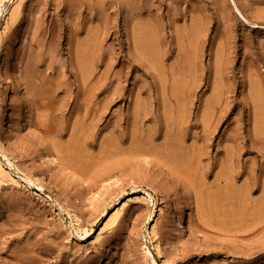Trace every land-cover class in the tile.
I'll list each match as a JSON object with an SVG mask.
<instances>
[{
    "label": "rangeland",
    "instance_id": "obj_1",
    "mask_svg": "<svg viewBox=\"0 0 264 264\" xmlns=\"http://www.w3.org/2000/svg\"><path fill=\"white\" fill-rule=\"evenodd\" d=\"M19 10L0 37V264H264V0Z\"/></svg>",
    "mask_w": 264,
    "mask_h": 264
},
{
    "label": "bare ground",
    "instance_id": "obj_2",
    "mask_svg": "<svg viewBox=\"0 0 264 264\" xmlns=\"http://www.w3.org/2000/svg\"><path fill=\"white\" fill-rule=\"evenodd\" d=\"M224 2V1H223ZM222 2V3H223ZM20 3H21V0H13L12 1V3H11V5L9 6V7H7L5 10H6V15L4 16V19H3V21H2V24H1V30H0V37H1V34H2V32L7 28V26L9 25V24H11L13 21H14V19L15 18H17L16 16H17V13L20 11L19 10V8H20ZM100 3V2H99ZM223 6H224V4H222ZM221 5V6H222ZM226 7V6H225ZM227 8V7H226ZM225 8V9H226ZM67 9H69V8H67ZM224 9V10H225ZM66 10V9H65ZM81 10V9H80ZM96 10V9H95ZM237 10H238V8H237ZM75 11V10H74ZM149 11V10H148ZM229 11V10H228ZM225 12V11H224ZM68 13H70V12H68ZM226 14H227V12H225ZM71 14V13H70ZM79 14V13H78ZM81 14V13H80ZM79 14V15H80ZM91 14V13H90ZM100 14V13H99ZM103 14H104V12H103ZM195 14V13H194ZM152 15V14H151ZM197 15V14H196ZM194 16V15H193ZM200 16H201V13H200ZM79 17V16H78ZM81 17V16H80ZM90 17V16H89ZM105 17V16H104ZM203 17V16H202ZM73 18V17H72ZM59 19V18H58ZM106 19V18H105ZM104 19V20H105ZM151 19V18H150ZM192 19V18H191ZM195 19V18H194ZM51 20V19H50ZM206 20V19H205ZM101 21V20H100ZM103 21V20H102ZM71 22H72V20H71ZM82 22V21H81ZM160 22V21H159ZM204 22H206V21H204ZM62 23V22H61ZM89 23V22H88ZM149 23V22H148ZM194 23V22H193ZM202 23V22H201ZM146 24V23H145ZM61 25V24H60ZM78 25V24H77ZM159 25V24H158ZM188 25V24H187ZM191 25H193L192 23H191ZM62 26V25H61ZM73 26H75V25H73ZM107 26V25H106ZM147 26V25H146ZM156 26V25H155ZM162 26V25H161ZM202 26V25H201ZM60 27V26H59ZM138 27V26H137ZM160 27V26H159ZM187 27V26H186ZM192 27V26H191ZM57 28V27H56ZM55 28V29H56ZM149 28V27H148ZM162 28V27H161ZM193 28V27H192ZM63 29V28H62ZM72 30H74L73 28H71ZM82 29V28H81ZM85 29V28H84ZM90 29V28H89ZM107 29V28H106ZM140 29V28H139ZM142 29V28H141ZM195 29V28H194ZM198 29H199V25H198ZM204 29V28H203ZM94 30V29H93ZM108 30V29H107ZM158 30V29H157ZM185 30H187V29H185ZM68 31V30H67ZM84 31V30H83ZM88 31V30H87ZM91 31V30H90ZM100 31V30H99ZM102 31H103V29H102ZM190 31V30H189ZM194 31V30H193ZM82 32V31H81ZM153 32V31H152ZM159 32V31H158ZM195 32V31H194ZM193 32V33H194ZM200 32V31H199ZM204 32V31H203ZM58 33V32H57ZM84 33V32H83ZM98 33V32H97ZM107 33V32H106ZM154 33H155V31H154ZM162 33V32H161ZM193 33H191V34H193ZM88 34V33H87ZM140 34V33H139ZM189 34H190V32H189ZM68 35H72V34H68ZM104 35V34H103ZM107 35V34H106ZM134 35V34H133ZM161 35V34H160ZM202 34H200V36H201ZM62 36V35H61ZM67 36V35H66ZM135 36H136V34H135ZM142 36V35H141ZM154 36V35H153ZM163 36V35H162ZM184 37H185V35H183ZM189 36V35H188ZM204 36V35H203ZM63 37V36H62ZM82 37V36H81ZM137 37V36H136ZM159 37V36H158ZM184 37H183V39H184ZM187 37V36H186ZM190 37V36H189ZM73 38V37H72ZM79 38V37H78ZM97 38H98V35H97ZM105 38V37H104ZM139 38V37H138ZM145 38V37H144ZM157 38V36L155 37V39ZM163 38V37H162ZM193 38V37H192ZM68 39H69V37H68ZM75 39V38H74ZM154 39V38H153ZM179 39V38H178ZM183 39H182V41H183ZM60 40V39H59ZM91 40H93V39H91ZM150 40V39H149ZM196 40H198V39H196ZM200 40V39H199ZM62 42H63V39L61 40ZM60 41V42H61ZM73 41V40H72ZM76 41V40H75ZM105 41V40H104ZM190 41V40H189ZM188 41V42H189ZM194 41V40H193ZM193 41H191V42H193ZM202 41V40H201ZM74 42V41H73ZM94 42V41H93ZM103 42V41H102ZM162 42H164V41H162ZM198 42V41H197ZM56 43V42H55ZM58 43V42H57ZM83 43V42H82ZM98 43V42H97ZM158 43V42H157ZM203 43V42H202ZM63 44V43H62ZM104 44V43H103ZM164 44V43H163ZM194 44V43H193ZM197 44V43H196ZM200 44V43H199ZM59 45V44H58ZM67 45V44H66ZM99 45V44H98ZM142 45V44H141ZM145 45V44H144ZM153 45V44H152ZM184 45V44H183ZM57 46V45H56ZM84 46V45H83ZM96 46V45H95ZM187 46V45H186ZM61 47V46H60ZM64 47V46H63ZM71 47H72V45H71ZM98 47V46H97ZM100 47V46H99ZM164 47H165V45H164ZM192 47V46H191ZM197 47V46H196ZM58 48V47H57ZM102 48V47H101ZM149 48V47H148ZM189 48V47H188ZM64 49V48H63ZM66 49V48H65ZM150 49H152V48H150ZM185 49H186V47H185ZM191 49V48H190ZM198 49H199V47H198ZM67 50V49H66ZM148 50V49H147ZM154 51H155V49H153ZM164 50H166V47H165V49ZM194 50V49H193ZM60 51H62L61 49H60ZM69 51V50H68ZM190 51V50H189ZM70 52V51H69ZM77 52V51H76ZM142 52V51H141ZM150 52V51H149ZM75 53V52H74ZM88 52L86 51L84 54L86 55ZM101 53V52H100ZM185 53V52H184ZM195 53V52H194ZM97 54V53H96ZM154 54V53H153ZM162 54V53H161ZM160 54V55H161ZM182 54H183V52H182ZM189 54V53H188ZM95 55V54H94ZM159 55V54H158ZM181 55V54H180ZM185 55V54H184ZM187 55V54H186ZM194 55V54H193ZM193 55H191L190 57H191V59H192V56ZM97 56V55H96ZM188 56V55H187ZM152 57H155V56H153L152 55ZM181 57V56H180ZM185 57V56H184ZM194 58H195V56H193ZM71 58V57H70ZM77 58V57H76ZM102 58V57H101ZM159 58V57H158ZM186 59H187V57H185ZM185 58H182V59H185ZM181 59V60H182ZM185 59V60H186ZM190 59V58H189ZM102 60V59H101ZM105 60V59H104ZM162 60V59H161ZM160 60V61H161ZM98 61H99V59H98ZM193 61V60H192ZM195 61V60H194ZM97 62V61H96ZM182 61H180V63H181ZM184 62V61H183ZM105 63V62H104ZM108 63V62H107ZM179 63V64H180ZM185 63V62H184ZM187 63V62H186ZM109 64V63H108ZM156 64V63H155ZM154 65V64H153ZM181 65V64H180ZM184 65H186V64H184ZM188 65V64H187ZM92 66V65H91ZM105 67V66H104ZM103 67V68H104ZM182 67V66H181ZM84 68V67H83ZM88 68H89V65H88ZM103 68H102V70H103ZM188 69V68H187ZM96 70V69H95ZM98 70V69H97ZM107 70V69H106ZM163 70V69H162ZM88 71V70H87ZM93 71V70H92ZM103 71H105V69L103 70ZM182 71H183V69H182ZM86 72V71H85ZM84 72V73H85ZM77 73V72H76ZM88 73V72H87ZM100 75V74H99ZM79 76V75H78ZM88 76H90V75H88ZM185 76V75H184ZM38 77H40V76H38ZM42 77V76H41ZM80 77V76H79ZM100 77V76H99ZM184 78V77H183ZM37 79V78H36ZM39 79V78H38ZM37 79V80H38ZM82 79V78H81ZM36 81V80H35ZM182 81V80H181ZM184 82V81H183ZM50 83V82H49ZM181 83V82H180ZM180 85V84H179ZM86 128V127H85ZM88 129V128H87ZM86 129V130H87ZM170 129H171V127H170ZM80 130V129H79ZM81 131V130H80ZM84 131V130H83ZM89 131H90V128H89ZM171 131V130H170ZM175 131H177V129L175 130ZM87 132H88V130H87ZM178 132V131H177ZM174 133V132H173ZM83 134V133H82ZM168 134V133H167ZM166 134V135H167ZM75 135H77L78 136V134H75ZM80 135H81V133H80ZM81 137V136H80ZM84 138L86 137V135L85 136H83ZM176 137V136H175ZM87 139V138H86ZM165 139V138H164ZM167 139V138H166ZM170 139V138H169ZM171 139H172V137H171ZM176 139V138H175ZM82 140V139H81ZM173 140V139H172ZM85 141V140H84ZM168 142V141H167ZM82 143V142H81ZM165 144V146H166V143H164ZM179 144V143H178ZM70 145H71V143H70ZM72 146V145H71ZM80 146V145H79ZM183 146V145H182ZM87 147V146H86ZM171 147V146H170ZM180 147V146H179ZM85 149V148H84ZM167 149V148H166ZM185 149V148H184ZM67 150V149H66ZM69 151H70V149H69ZM179 151V150H178ZM183 151V150H182ZM71 152V151H70ZM81 152V151H80ZM228 152V151H227ZM232 153V152H231ZM66 154H69V153H66ZM65 154V155H66ZM75 154V153H74ZM79 154V153H78ZM180 154V153H179ZM176 155V154H175ZM181 155V154H180ZM197 155V154H196ZM173 156V155H172ZM80 157V156H79ZM175 157V156H174ZM233 157V156H232ZM77 158V157H76ZM83 158V157H82ZM183 158V157H182ZM187 159V158H186ZM189 159H191V157L189 158ZM187 161V160H186ZM184 162H185V159H184ZM193 162V161H192ZM77 163V162H76ZM186 163V162H185ZM228 163V162H227ZM189 165V164H188ZM249 165V164H248ZM261 165V164H260ZM78 167V166H77ZM223 167V166H222ZM83 168V167H82ZM222 169H224V168H222ZM248 170V169H247ZM253 170V169H252ZM224 171V170H223ZM226 171V170H225ZM224 173H226V172H224ZM223 173V174H224ZM235 173V172H234ZM251 173V172H250ZM0 174H3V171H2V169H1V165H0ZM42 174V176H44V173H41ZM227 175V174H226ZM225 175V176H226ZM232 175H233V173H232ZM252 175V174H251ZM2 176V175H1ZM222 176V175H221ZM220 176V177H221ZM223 177V176H222ZM228 177V176H227ZM248 177V176H247ZM251 177V176H250ZM230 178V177H229ZM220 179V178H219ZM233 179V178H232ZM231 179V180H232ZM49 181H51V179H49ZM219 181V180H218ZM232 182V181H231ZM230 184V183H229ZM241 184V183H240ZM249 184V183H248ZM253 184V183H252ZM250 186V185H249ZM230 188V187H229ZM243 188V187H242ZM247 188V187H246ZM235 190H237V189H235ZM238 190H240V189H238ZM237 190V191H238ZM225 191V190H224ZM231 191V190H230ZM242 191V190H241ZM221 193V192H220ZM224 193V192H223ZM234 193V192H233ZM224 195V194H223ZM233 195V194H232ZM227 196V195H226ZM225 196V197H226ZM231 196V195H230ZM228 197V196H227ZM244 197V196H243ZM250 197H252V195L250 196ZM250 197H248V198H250ZM260 197V196H259ZM137 198H140V196L139 195H134V196H130V195H128L127 197H124L122 200H120L116 205H114L112 208H111V210L106 214V216H105V218H104V220L102 221V223H101V225H100V229L101 230H104V229H107V228H110L112 225H114L115 223H116V221L118 220V218L120 217V215L124 212V210H125V207H126V205L131 201V200H136ZM246 198V197H245ZM252 198H254V196L252 197ZM264 198V197H263ZM210 199V198H209ZM251 199V198H250ZM208 200V199H207ZM229 200V199H228ZM260 200V199H259ZM209 201V200H208ZM221 201V200H220ZM246 201H247V199H246ZM263 201V200H262ZM251 202V201H250ZM253 202V201H252ZM245 203V202H244ZM248 203V202H247ZM256 203V202H255ZM258 203V202H257ZM233 204V203H232ZM245 205H247L246 203H245ZM253 206V205H252ZM260 206V205H259ZM216 207V206H215ZM262 207V206H261ZM264 207V206H263ZM218 208V207H217ZM249 208V207H248ZM254 208H255V206H254ZM257 208V207H256ZM215 209V208H214ZM235 209V208H234ZM236 209H237V207H236ZM242 209V208H241ZM244 209H245V207H244ZM238 210H240V209H238ZM247 210V209H246ZM249 210V209H248ZM259 210V209H258ZM262 210H264V209H262ZM215 212V211H214ZM217 212V211H216ZM250 212H251V210H250ZM249 212V213H250ZM255 212V211H254ZM261 212V211H260ZM240 213V212H239ZM247 213V212H246ZM251 213H253V211L251 212ZM256 213H259V212H255V214ZM224 214V213H223ZM222 214V215H223ZM242 214V213H241ZM181 213H180V215L178 216L179 218L181 217ZM215 215V214H214ZM217 215H218V213H217ZM243 215V214H242ZM257 215V214H256ZM260 215V214H259ZM258 215V216H259ZM261 215H263V214H261ZM152 218H153V220L154 221H157V215L156 214H151L150 215ZM209 216V215H208ZM246 216V215H245ZM249 216H251V214L249 215ZM253 217V216H252ZM256 217V216H255ZM258 218V217H257ZM242 220V219H241ZM244 220V219H243ZM247 220V219H246ZM257 220H259V219H257ZM252 221V220H251ZM261 221V220H260ZM254 222V221H253ZM252 222V223H253ZM246 223V222H245ZM181 224V220H179V225ZM257 224V223H256ZM246 225H248V224H246ZM248 227V226H247ZM251 228V227H250ZM99 229V230H100ZM102 232V231H101ZM147 234H148V236H149V238H150V240L152 241V247L156 250V252L157 253H159L160 252V250H159V247H158V244H157V242H156V229H155V225H154V223H152V224H149L148 225V229H147ZM153 263H156V261H155V259L153 258Z\"/></svg>",
    "mask_w": 264,
    "mask_h": 264
}]
</instances>
